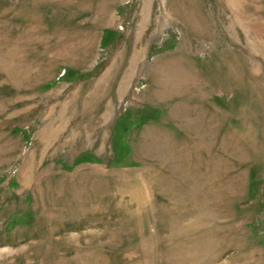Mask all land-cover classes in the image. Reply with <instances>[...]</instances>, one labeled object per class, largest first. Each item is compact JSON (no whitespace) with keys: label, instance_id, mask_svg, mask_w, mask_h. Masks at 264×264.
<instances>
[{"label":"rangeland","instance_id":"rangeland-1","mask_svg":"<svg viewBox=\"0 0 264 264\" xmlns=\"http://www.w3.org/2000/svg\"><path fill=\"white\" fill-rule=\"evenodd\" d=\"M0 264H264V0H0Z\"/></svg>","mask_w":264,"mask_h":264}]
</instances>
